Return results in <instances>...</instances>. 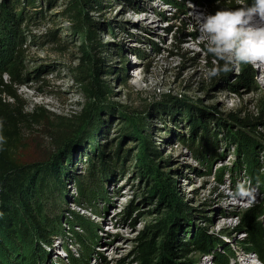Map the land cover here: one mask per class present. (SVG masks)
Listing matches in <instances>:
<instances>
[{"label":"rangeland","instance_id":"1","mask_svg":"<svg viewBox=\"0 0 264 264\" xmlns=\"http://www.w3.org/2000/svg\"><path fill=\"white\" fill-rule=\"evenodd\" d=\"M178 1L177 8L172 0H101L83 7L87 18L95 21L97 38L107 45L106 50L90 53L109 69L102 70L101 77L112 93L103 100L99 117L93 118L99 123L95 138L74 148L69 172L83 176L89 158L96 155L93 151L102 149L110 154L112 171L99 174L101 193L87 201L75 196L73 178L68 177L72 194L59 207L62 222L57 233H49V244L41 242L48 256L42 257L32 235L18 250L0 254V264H71L70 254L80 258L86 249L89 264H135L139 235L169 215L180 219L182 229L205 227L220 236L221 246L234 251L230 264H256V255L239 240L243 233L232 230L236 213L244 206L227 195L238 183L247 182L245 158L225 137L224 128H218L214 153L199 152L196 138L190 137L186 111L175 100L190 103L192 110L199 107L224 115L229 109L245 108L261 110L264 117L263 82L257 78V64H251L249 85L236 89L228 85L237 74L236 65L229 81L209 77L202 46L206 45L193 25L194 15H208V0ZM19 2L27 20L12 48L0 54L4 79L8 70L19 73L15 90L27 110L37 104L55 114H77L89 98L76 78L84 56V33L77 28L70 0ZM246 2L251 5L252 0ZM23 133L17 149L21 161L51 158L56 146L45 122H32ZM146 139L157 152L147 156L152 170L142 175L137 172L138 156L143 155ZM261 165L255 174L259 181L250 182L256 188L255 202L264 200ZM261 219L264 223V213ZM195 255L196 264H213L212 255Z\"/></svg>","mask_w":264,"mask_h":264},{"label":"trees","instance_id":"2","mask_svg":"<svg viewBox=\"0 0 264 264\" xmlns=\"http://www.w3.org/2000/svg\"><path fill=\"white\" fill-rule=\"evenodd\" d=\"M172 1L174 4L180 2ZM32 2L33 0H24L26 4ZM98 2L101 0H70L72 14L79 22L77 28L84 33L81 44L84 56L79 63L76 78L89 98L77 114H55L37 104L27 110L15 90L19 73L8 70V79H4L0 68V254L7 249L18 250L23 241L34 235L40 254L42 257L48 256V251L41 242L49 244V233H54L56 226L62 222L58 214L59 207L62 202L69 201L67 194H72L68 177L73 178L75 196L87 201L101 193L99 174L112 171L110 154H105L99 147L102 150L93 151L96 153L95 157L89 158L87 173L81 176L79 173L69 172L74 148L82 146L86 140L90 143L95 138L99 123L93 121V118L99 117V111L104 106L103 100L112 93V87L101 77V71L109 69L102 66L103 60L100 57L90 53L97 49L106 50L107 45L97 38L95 21L87 18L83 9L84 6L93 7ZM207 4L208 15L215 14L218 10L240 7L238 0H208ZM26 20L25 6L19 0H0V54L9 47L12 48L20 26ZM202 46L207 51L206 46ZM135 53L140 54L138 51ZM204 59L210 70L217 63L221 67L224 63L217 61L208 51ZM126 67L128 66H123L124 69ZM233 68L234 66H230V71H221L211 78L229 81V76L234 74ZM236 70L237 74L229 82V87L236 89L239 84L249 85L253 75L251 64H238ZM175 103L178 107L183 106L186 111L191 126L190 137L192 140L196 138L195 147L199 152L214 153L220 132L218 128H224L225 137L237 146L245 158L244 171L248 176L246 181H259L255 174L258 176L259 168L263 166L261 163H264V158H259V152L264 153V117L261 110L250 112L245 108L229 109L224 115H219L205 108L194 107L192 110V105L184 103L182 99L177 98ZM32 122H45L54 138L56 148L49 160L25 163L19 159L17 149L22 143L24 127L26 129ZM143 135L147 137L148 132L145 131ZM143 147V155L138 156L137 172L145 175L152 170L147 156L157 150L148 139L143 140ZM255 187L258 192L262 191L260 186ZM160 192L164 193L162 190ZM175 205L183 213L180 201H176ZM131 207L130 204L127 208ZM263 213V199L250 207H244L236 213L237 221L232 230L243 233V237L239 238L240 242L264 261ZM78 224L82 225L81 222ZM188 228L182 229L180 219L174 216L171 218V215L151 224L138 237L133 261L135 264H196L195 254L198 253L212 255L213 264H230L234 251L228 246H221L220 236L205 227ZM77 239L79 243L84 241L79 236ZM87 254V249L80 258L71 253V264H89Z\"/></svg>","mask_w":264,"mask_h":264},{"label":"clouds","instance_id":"3","mask_svg":"<svg viewBox=\"0 0 264 264\" xmlns=\"http://www.w3.org/2000/svg\"><path fill=\"white\" fill-rule=\"evenodd\" d=\"M236 9L218 10L215 14H196L194 28L199 40L206 45L208 53L223 61L208 71L207 75L217 76L221 71H230V66L264 64V0H238ZM227 195L233 203L250 207L256 199V188L250 182H241L235 191Z\"/></svg>","mask_w":264,"mask_h":264},{"label":"bare ground","instance_id":"4","mask_svg":"<svg viewBox=\"0 0 264 264\" xmlns=\"http://www.w3.org/2000/svg\"><path fill=\"white\" fill-rule=\"evenodd\" d=\"M257 70H259V73H257V78L262 80V88L261 91H264V64H257Z\"/></svg>","mask_w":264,"mask_h":264}]
</instances>
